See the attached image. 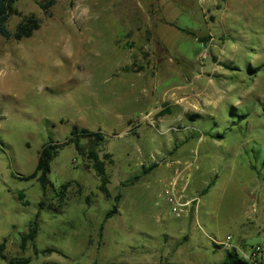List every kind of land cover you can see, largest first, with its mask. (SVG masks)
<instances>
[{"label": "rangeland", "instance_id": "rangeland-1", "mask_svg": "<svg viewBox=\"0 0 264 264\" xmlns=\"http://www.w3.org/2000/svg\"><path fill=\"white\" fill-rule=\"evenodd\" d=\"M49 1L19 0L8 29L28 16L39 28L0 37V264H221L226 232L250 253L261 239L247 232L264 231V0H53L45 13ZM74 128L103 137L110 200L73 144L52 161L44 195L25 179L42 146ZM166 164L203 204L201 235L176 248L142 216L164 201ZM114 206L121 215L100 232ZM33 223L36 240L21 249Z\"/></svg>", "mask_w": 264, "mask_h": 264}, {"label": "trees", "instance_id": "trees-1", "mask_svg": "<svg viewBox=\"0 0 264 264\" xmlns=\"http://www.w3.org/2000/svg\"><path fill=\"white\" fill-rule=\"evenodd\" d=\"M19 0H0V37L5 40H15L21 41L24 38L30 37L34 31H36L40 26V21L34 16H28L24 19V21L17 26L15 32H11L7 25L11 14L13 13L14 6L18 3ZM54 1L51 0L47 4H40L42 10L46 13L47 8L52 6ZM217 140H222L223 136H215ZM81 139H87L88 141V149L86 152L83 151L81 145ZM94 139V142L92 141ZM100 140H103L101 135H93L89 133L87 130L82 129L78 130V128H74L71 132L70 138H68L65 142L58 144L53 141H48L45 143L40 151L38 152L37 163L34 172L27 178L34 179L39 184L43 195L47 191V188L50 184L49 182V174L51 172V163L58 155L59 151L66 145L73 144L76 152L79 155L84 156L86 160L89 162L91 168L93 169L96 177L99 180L98 191L103 195L104 199L110 200L111 193L109 190L110 178L106 172V163L105 160H102L98 155V148L101 145ZM110 155H105L104 157L108 158ZM151 167L149 170H152ZM137 180V178H135ZM133 180V181H135ZM132 181V182H133ZM70 183H65L61 185L59 194L61 195L59 203L60 205H65L67 202V189ZM214 181H212L207 188L204 190V194L207 193L213 186ZM23 193H19L20 199L23 198ZM120 196L116 195L113 200L115 202L119 201ZM117 213V206H114L111 210H109L104 218L101 221L99 231L102 232L105 223L112 218ZM38 229L36 224H30L28 227V231L24 233L21 237V249H25L26 244L34 243L37 237ZM4 244L0 243V259H5L3 255ZM49 251H45L46 254ZM10 263L13 264H29L30 260L28 258L25 259H15ZM221 264H250L246 260L242 259V257L238 254L235 248L226 249V256L224 261Z\"/></svg>", "mask_w": 264, "mask_h": 264}, {"label": "crops", "instance_id": "crops-1", "mask_svg": "<svg viewBox=\"0 0 264 264\" xmlns=\"http://www.w3.org/2000/svg\"><path fill=\"white\" fill-rule=\"evenodd\" d=\"M171 6L172 5H170V3H167V5L165 6V11H164L166 16L168 17V19H167L168 22L176 21V18L178 17V14L175 13L174 6L173 7H171ZM177 34H179V33H177ZM127 166H128V164L126 163V167ZM151 167L156 168L157 165H152ZM162 167L167 168L170 172L168 174V178L166 179V184L163 185V188H162L163 191H164V189H166L168 187H172L175 192H177L178 194H181L184 197V199H186V200L193 199V198L197 199V202L195 204H192L191 207L189 208V210L186 213H184V215L181 216L180 218H175V217H173V215L170 214V207L167 204V202L163 196H161L160 198H162V199L164 198V201H162V203H159V202L156 203V206H157L156 210L152 211L151 213H148L149 216L142 215L143 217H150L151 223L155 227H158V229L160 231L159 235L161 237V241H162L161 244L162 245L164 243V245H167V247L176 248L177 246L181 245L183 241L186 242L189 238H192V236L195 237V235L198 236V234H200L199 227L202 229L200 219H201V216L203 215V210H202L203 204L201 205V202H202L201 197L199 195H197L196 193L191 192V195L186 194L187 196H184L183 191L187 190L186 188H187L188 183L187 182L186 183L181 182L179 177L176 175V172H174L175 166H172L171 164H166ZM135 178H137V180H135ZM140 179H141L140 176H135V177H133V179L126 180V181L122 182L123 184L121 186V190H123L126 187L133 186ZM133 180H135V181H133ZM158 181H161L163 183V180H161V179ZM121 190L119 189L118 193L116 194V195L120 196L119 201L117 202L118 205L122 199ZM252 210H254V213H256V209H252ZM120 215H121V213L118 210V206H117V213L113 217L120 216ZM112 218H110L109 220H111ZM255 222H257V221L254 220V223ZM103 230H104V228H103ZM258 230H259V232L257 231V234H255L256 231H254L253 234L252 233L249 234L248 232H247V234H248V236H256V237L261 239V241L259 243H257L256 245L264 244V231L263 230H262L263 232L260 231V228ZM234 234L237 235L238 233L237 234L234 233ZM234 234L233 233L228 234L226 232L225 236H222L220 239H217V238H219V236H218L216 238L217 240H215L216 243L218 244L217 248L219 249V247L225 246V248L228 249L226 239L230 237V241H229L230 245L235 246L238 249L244 251V248H243L244 244L242 243V239L240 237L241 235L239 237H237V243H234L233 242L234 236H232ZM239 234H242V233H239ZM195 243H196L195 248H198L200 246V251H202V249L204 248L203 243H202V239H199ZM197 254H200V256H201L202 252H199ZM158 264H164V263L160 260L158 262Z\"/></svg>", "mask_w": 264, "mask_h": 264}, {"label": "built area", "instance_id": "built-area-1", "mask_svg": "<svg viewBox=\"0 0 264 264\" xmlns=\"http://www.w3.org/2000/svg\"><path fill=\"white\" fill-rule=\"evenodd\" d=\"M205 59V56L202 57ZM163 196L170 207V214L175 218H180L186 213L192 204L197 202L196 198L186 200L181 194H178L172 187L166 188L162 193L158 195ZM230 237L226 239L228 249L235 248L242 259L246 260L250 264H264V244H258L251 247L250 253H246L235 246H231Z\"/></svg>", "mask_w": 264, "mask_h": 264}]
</instances>
